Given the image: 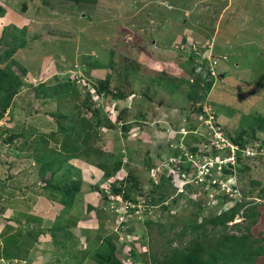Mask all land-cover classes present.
<instances>
[{"label": "rangeland", "instance_id": "obj_1", "mask_svg": "<svg viewBox=\"0 0 264 264\" xmlns=\"http://www.w3.org/2000/svg\"><path fill=\"white\" fill-rule=\"evenodd\" d=\"M0 4L5 7L0 35L24 26L26 41L11 57L26 72L15 71L20 86L0 118V224L12 207L42 216L39 223H18L25 229L23 243L1 249L16 255L2 256L0 264H96L91 255L103 252L105 238L124 264H148L149 254L190 245L195 238L214 247L224 233L245 234L249 248L263 245L264 132L246 129L253 117L264 116L263 0ZM1 39L0 53L11 37ZM93 61L106 70L92 67ZM107 71V89L98 100L95 92ZM62 82L75 85L77 106L89 93L98 112L84 109L93 125L86 128L85 146L91 166L81 174L74 158L77 169L53 179L76 178L80 186L66 212L76 224L65 225L64 235L55 232L54 241L50 226L59 208L44 196V182L37 178L38 158L49 156L52 145L38 142L41 132H56L61 120L47 114L56 113L57 98L36 97L34 87ZM189 91L197 98H187ZM66 112L62 124L70 123ZM224 137L241 145L217 149ZM107 153L121 163L114 176L135 185L124 191L127 198L110 190L112 178L96 166L104 162L115 169ZM234 201L241 205L225 228L193 226ZM33 231L39 235L31 240ZM244 264H264V254Z\"/></svg>", "mask_w": 264, "mask_h": 264}, {"label": "trees", "instance_id": "obj_2", "mask_svg": "<svg viewBox=\"0 0 264 264\" xmlns=\"http://www.w3.org/2000/svg\"><path fill=\"white\" fill-rule=\"evenodd\" d=\"M63 1H69L73 3H87V4H94L96 0H63ZM24 7V6H23ZM263 7H264V0H263ZM5 13V7L0 4V17L3 16ZM15 30L7 31L6 33L4 31H1L0 35V42H2V38L5 37V35H9L11 37V42L8 44V48L4 50V52L0 53V63L3 62V66H0V118L2 117V114L5 109L8 108L10 104V100L12 96L17 92L19 86H20V78L16 75L15 71H19L20 74H24L26 72V68L16 62L12 57V54L14 51L18 48H22L25 46L26 41L24 38V31L25 27L22 26L20 28L14 27ZM18 33V34H17ZM92 67L96 68H106L104 64H101L99 62L93 61L91 63ZM11 68L14 71H11ZM106 70V69H105ZM106 74H108V71L105 72L104 79L99 81L101 82V86L96 89V95L99 99L103 98L104 92L107 89V83L109 82L107 79ZM109 75V74H108ZM99 79V78H98ZM102 79V78H101ZM208 86V84H207ZM102 88V89H101ZM102 92V93H101ZM34 93L36 97L39 98H65L67 96H71L72 98L76 95L77 89L73 83H67L62 82L61 84H54V85H44L43 83H38L34 87ZM62 96V97H60ZM86 96L87 99L85 102H82L80 106H77L76 104L70 106L68 108V111L64 110V112L69 113V122L74 123H63L62 120L67 119V116L64 114V112L59 111V109H56V113L49 112L47 114L53 116L54 114L60 115L58 118H60L61 122L58 125V128L56 132L52 131L48 135L52 142L59 143L60 146L56 148H49V156H42L40 160V166L38 169L37 178L42 180L44 184L42 185L43 191L45 197L49 198L54 204L59 208L57 215L62 216V220H59L58 217L55 216L52 222V226H50V234L52 236V239L56 241L54 236H56L55 232L63 233V235L66 233L65 225L66 226H74L76 223L75 220H73L70 215H66L68 209L72 206L73 202H75V194L79 190V182L76 179L71 180L70 182H67L65 178H63L62 182L56 183L53 181L54 174L60 169V167L63 165V163L68 161L67 159L72 157H78L81 160H85V158L89 157V153L87 151L86 142L88 139V133L86 128L93 127L91 126L90 122L87 120L88 117H86L85 110L88 109V113L90 115H94L96 113L97 107H93V101L91 100V96L88 93ZM187 98L189 99H195L196 96H193L190 94V91L186 93ZM87 105V106H85ZM77 106V108H76ZM67 109V108H66ZM85 109V110H84ZM199 109V108H198ZM98 112V110H97ZM71 113V114H70ZM207 117H212V115L207 114ZM57 123V122H56ZM95 125L97 124V121L94 122ZM249 133L253 134L255 131H262L264 132V116H255L252 118V120L248 123V126L246 128ZM229 141L232 143H236V145H241L236 139L230 137ZM39 146L43 147V144L40 142ZM44 148V147H43ZM238 148V147H237ZM108 158L107 159H113L114 154L113 153H107ZM213 158H217L218 154L215 152L211 154ZM235 161L237 160V156L234 155ZM115 162V169L110 170L107 165H105L104 162H94L98 168H100L104 176L107 178H112L111 181H109V187L110 190L117 195H122L123 197L127 198V194L124 193L125 190H130L135 187V185H127L124 183L125 178H116L113 174L114 172H117V169L120 166V160H114ZM230 165V164H229ZM224 169V168H223ZM116 170V171H115ZM127 178V177H126ZM183 179L180 178L177 175V180ZM127 180V179H126ZM180 181V180H179ZM134 186V187H133ZM132 191V190H130ZM134 191V190H133ZM105 190H100V194L104 195ZM240 201H234L232 205H230L226 209L220 208V211L214 215L205 217L201 220L199 225H193V226H199L204 227V225L210 224L211 226L215 225H221L223 228H225V223L230 222L233 220V217L238 213V210L240 208ZM243 215L246 218H250V213L243 212ZM11 219L13 223H39L41 220V217L39 214L32 213L30 211H24V210H17L13 211L11 215ZM9 220V218H7ZM60 221H63V224L60 223ZM19 228V229H18ZM18 232H23V226H17L15 228ZM25 230V229H24ZM38 231V230H37ZM184 228L180 231L181 234L184 233ZM40 233V231H38ZM36 231H33L30 233V239L33 240L35 237L39 235ZM89 237V236H88ZM87 237V238H88ZM16 239V236H13V239ZM23 233H22V239H23ZM86 238V237H85ZM86 238V239H87ZM68 239V238H64ZM263 245L262 246H256L253 248H249L247 246V238L245 234H240L239 236L235 234H227L224 233L219 237H216L214 239V247H208L205 248L199 241L198 238H195V240L190 244L183 247H169L166 249L164 253L161 255L157 254H149V261L148 264H244L247 261H250L253 256H260L264 254V238L262 239ZM8 243L10 245H8ZM5 244L4 248H15L18 244L23 243L21 242H8ZM103 243V252H93L91 257L96 262V264H124L123 261L119 260L115 256L114 252V245L110 241L109 238H105L102 240ZM30 244V243H28ZM27 244V246H28ZM27 246L24 248H27ZM3 249V250H4ZM19 252V251H17ZM204 252L208 254L207 257H204ZM15 252L11 251L9 253H4L0 250V258L3 256V258H14Z\"/></svg>", "mask_w": 264, "mask_h": 264}, {"label": "crops", "instance_id": "obj_3", "mask_svg": "<svg viewBox=\"0 0 264 264\" xmlns=\"http://www.w3.org/2000/svg\"><path fill=\"white\" fill-rule=\"evenodd\" d=\"M101 78V77H99ZM97 97V95H96ZM73 98L71 96H67L65 98H61L57 101V108H69L70 106L74 105L75 104V101L72 100ZM95 105V102L93 103ZM62 110V109H60ZM57 125V123H56ZM53 131V130H52ZM50 131V132H52ZM50 133H48L47 131H43L41 132V134H39V142L41 144H43V147L44 148H49L50 145H52L51 147L53 148H58L60 146L59 143H54L52 142L53 140H51V138L48 136ZM51 135V134H50ZM57 146V147H56ZM45 153V151H44ZM32 156H34L33 152L31 153ZM36 155L38 156L39 153L37 152ZM50 155V154H49ZM38 158V157H37ZM74 158H78V157H72V158H69L67 159L68 161L64 162L63 165L60 167V169L55 173V174H58V176H63L64 174L62 173H65L68 171L67 174H69L70 172H73L71 171L72 169H77L76 167H74V163L72 160ZM35 159V157H34ZM79 159V158H78ZM76 160V159H75ZM38 161L39 158H38ZM78 162H80L81 164H79V167L81 168L80 170V173L82 174V172L84 173L86 167H90L91 166V162H89V159L88 157L85 158V160H81L79 159ZM71 167V168H70ZM84 167V168H83ZM97 170V169H96ZM38 172V170H37ZM61 172V173H60ZM54 174V177H56ZM90 175V174H89ZM75 177V176H74ZM71 178H73V176H71ZM76 179V178H75ZM77 180V179H76ZM88 186V185H87ZM87 191H90V188L86 189ZM77 195V194H76ZM75 195V197H76ZM17 210H22V209H19L17 207H12L10 208V212H9V215L8 216H5L3 219H5L4 223L0 224V250L2 249L3 246H5L6 243H8L9 241L12 243V242H21L23 239H22V233L23 232H18V230H16L15 228H17V226L19 225L18 223H13L12 222V219H11V215H12V212L14 211H17ZM24 211H27V210H24ZM31 212V211H30ZM40 215V214H39ZM40 217L42 218V216L40 215ZM7 218H9V220H7ZM23 224V223H22ZM13 236H16V239L14 238L13 239ZM13 244V243H12ZM8 245H10L8 243Z\"/></svg>", "mask_w": 264, "mask_h": 264}, {"label": "built area", "instance_id": "obj_4", "mask_svg": "<svg viewBox=\"0 0 264 264\" xmlns=\"http://www.w3.org/2000/svg\"><path fill=\"white\" fill-rule=\"evenodd\" d=\"M224 141H225V144H223L222 143V147L224 146H226V147H228V149H230V150H232L233 149V147H235L229 140H227V139H223ZM216 147L218 148V149H220V147L221 146H219L218 144L216 145ZM236 148V147H235ZM234 148V149H235ZM227 157H229V158H231V159H233V157H232V155H230V156H227ZM223 158H221L220 160H222ZM219 160V161H220Z\"/></svg>", "mask_w": 264, "mask_h": 264}, {"label": "clouds", "instance_id": "obj_5", "mask_svg": "<svg viewBox=\"0 0 264 264\" xmlns=\"http://www.w3.org/2000/svg\"><path fill=\"white\" fill-rule=\"evenodd\" d=\"M214 133H215V132H214ZM215 134H217V133H215ZM224 139H227V140H229V139H228V138H226V137H224ZM230 142H231V141H230ZM231 143H232V142H231ZM232 144H233V143H232ZM218 145H220V143H219ZM223 147H224V146H223ZM223 147L221 146L219 150H222V149H223ZM225 147H226V146H225ZM225 147H224V148H225ZM236 148H237V146H236ZM236 148H235V149H236ZM217 149H218V148H217ZM228 163H229V162H228ZM207 170H208V169H207Z\"/></svg>", "mask_w": 264, "mask_h": 264}]
</instances>
